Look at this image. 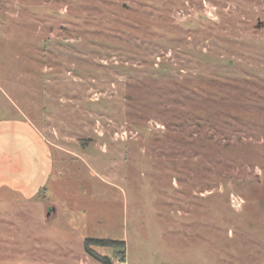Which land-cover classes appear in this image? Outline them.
<instances>
[{
	"label": "rangeland",
	"instance_id": "1",
	"mask_svg": "<svg viewBox=\"0 0 264 264\" xmlns=\"http://www.w3.org/2000/svg\"><path fill=\"white\" fill-rule=\"evenodd\" d=\"M86 238L264 264V0H0V264Z\"/></svg>",
	"mask_w": 264,
	"mask_h": 264
},
{
	"label": "trees",
	"instance_id": "2",
	"mask_svg": "<svg viewBox=\"0 0 264 264\" xmlns=\"http://www.w3.org/2000/svg\"><path fill=\"white\" fill-rule=\"evenodd\" d=\"M92 246L111 247L113 249H119L121 257L124 254L123 252L124 242L123 241L86 238L83 243L84 252L90 258L96 260L97 262L101 264H112V262L108 256L97 253L94 249H92ZM120 259L122 261V258Z\"/></svg>",
	"mask_w": 264,
	"mask_h": 264
},
{
	"label": "crops",
	"instance_id": "3",
	"mask_svg": "<svg viewBox=\"0 0 264 264\" xmlns=\"http://www.w3.org/2000/svg\"><path fill=\"white\" fill-rule=\"evenodd\" d=\"M9 167V166H8ZM7 183V182H6ZM8 185H10L9 183H7ZM12 187V186H11Z\"/></svg>",
	"mask_w": 264,
	"mask_h": 264
}]
</instances>
